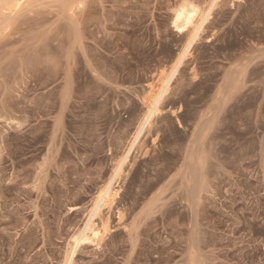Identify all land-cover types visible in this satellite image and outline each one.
<instances>
[{"label":"rangeland","instance_id":"1","mask_svg":"<svg viewBox=\"0 0 264 264\" xmlns=\"http://www.w3.org/2000/svg\"><path fill=\"white\" fill-rule=\"evenodd\" d=\"M212 1L0 0V264L63 263ZM215 3L75 264H264V0Z\"/></svg>","mask_w":264,"mask_h":264},{"label":"bare ground","instance_id":"2","mask_svg":"<svg viewBox=\"0 0 264 264\" xmlns=\"http://www.w3.org/2000/svg\"><path fill=\"white\" fill-rule=\"evenodd\" d=\"M215 2L216 0H213L210 6L204 11V13L199 19L200 21L197 22V25H195L196 27L194 26L195 29L193 28L194 32L191 38L186 43L184 50L176 59L171 73L162 84L160 90L157 93L155 92V95L153 94L154 97L152 100H150V104L147 106L145 112L140 117L137 126L130 137L129 143L127 144L128 146L123 156L118 160L117 165L113 168V172H111L109 179L106 181V183L103 184L101 190H99L95 195V199L91 205V208L88 210L85 216L82 226L79 227L71 237V243L69 245L68 250L66 251V255L62 264H75L74 260L77 251L82 246L90 245L92 242L99 238L98 230L96 229V226L98 227V223H96V220L100 218L99 216L101 212L108 207V203L110 202V200H112V189L116 180L118 179L123 170L124 164L128 161L130 155L134 150L135 145L139 142L141 137L149 128L153 117L158 113L159 105L168 89L169 84L173 80L188 50L198 37L203 26L209 20L213 7L216 4ZM196 14L198 15L197 10L193 8L190 11H186L185 7H181L180 9H178L172 19V26L175 28V31L181 33L187 30V28L191 25L193 26V20Z\"/></svg>","mask_w":264,"mask_h":264},{"label":"crops","instance_id":"3","mask_svg":"<svg viewBox=\"0 0 264 264\" xmlns=\"http://www.w3.org/2000/svg\"><path fill=\"white\" fill-rule=\"evenodd\" d=\"M240 70H241V68H240ZM240 70H239V71H240ZM243 77H244V76H243V74H241V71L238 72V73L234 76V79H233V80H230L231 82H232V81L234 82V84L232 85L231 89H233V90L236 89V87H238V85L235 84V81H238V80H239V81H242ZM230 79H232L231 76H230ZM235 95H236V94L233 92V93H232V100H233V97H235Z\"/></svg>","mask_w":264,"mask_h":264}]
</instances>
